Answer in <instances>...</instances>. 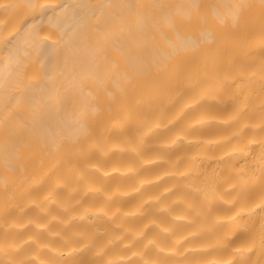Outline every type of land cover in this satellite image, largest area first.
I'll return each mask as SVG.
<instances>
[{
	"label": "bare ground",
	"instance_id": "bare-ground-1",
	"mask_svg": "<svg viewBox=\"0 0 264 264\" xmlns=\"http://www.w3.org/2000/svg\"><path fill=\"white\" fill-rule=\"evenodd\" d=\"M0 264H264V0H0Z\"/></svg>",
	"mask_w": 264,
	"mask_h": 264
}]
</instances>
